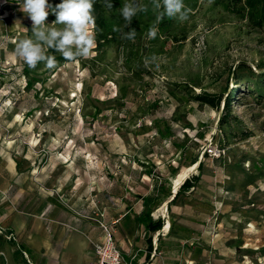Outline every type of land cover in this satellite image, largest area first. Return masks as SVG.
<instances>
[{"label": "rangeland", "instance_id": "374dc122", "mask_svg": "<svg viewBox=\"0 0 264 264\" xmlns=\"http://www.w3.org/2000/svg\"><path fill=\"white\" fill-rule=\"evenodd\" d=\"M22 2L0 0L1 200L35 207L49 196L90 204L87 214L101 219L144 194L153 205L182 176L200 174L210 262L225 228L237 237L226 239L228 261L214 264H264V22L225 0H187L189 20L161 30L151 0H140L148 11L133 20L153 23L155 39L143 29L135 40L96 45L78 63L30 69L14 55L32 38ZM55 19L50 11L45 23ZM202 90L235 91L221 126L222 101H197ZM210 142L224 155L204 154Z\"/></svg>", "mask_w": 264, "mask_h": 264}, {"label": "crops", "instance_id": "0c3cea01", "mask_svg": "<svg viewBox=\"0 0 264 264\" xmlns=\"http://www.w3.org/2000/svg\"><path fill=\"white\" fill-rule=\"evenodd\" d=\"M201 184L199 178L172 204L180 185L153 205L144 194L126 203L120 212L105 211L104 219L113 223L123 264H214L218 257L225 258L226 239L236 238V230L226 238L225 228L218 229L210 262L209 231L201 206L207 196L200 191ZM189 193L193 198L177 201ZM83 207L47 196L35 207L21 208L4 203L0 194V264H96L92 242L101 236L100 219L87 214L90 204ZM148 214L153 221L161 218L162 227L148 229ZM154 240L161 253L151 256Z\"/></svg>", "mask_w": 264, "mask_h": 264}, {"label": "clouds", "instance_id": "9594fccd", "mask_svg": "<svg viewBox=\"0 0 264 264\" xmlns=\"http://www.w3.org/2000/svg\"><path fill=\"white\" fill-rule=\"evenodd\" d=\"M95 2L96 0H62L53 7L48 0H23L22 11L32 21V38L19 40L14 55L30 69H36L41 63L47 69L57 67L58 61L54 55L47 54L48 49L60 53L66 62L78 63L81 58L91 56L96 47ZM104 5L108 9L113 7L111 0H104ZM151 5L158 12V21L165 17L181 23L189 20L191 9L184 4V0H151ZM50 11L56 19L51 24H46ZM120 11L126 23L123 28L114 26L113 31L120 33L121 39L135 40L137 32L130 25L138 13L148 11V5L140 0H127ZM124 28L129 30L125 32ZM157 33L158 28L153 25L148 29L147 36L155 39ZM156 59L155 56L145 58L144 63L147 66Z\"/></svg>", "mask_w": 264, "mask_h": 264}, {"label": "trees", "instance_id": "16d2710c", "mask_svg": "<svg viewBox=\"0 0 264 264\" xmlns=\"http://www.w3.org/2000/svg\"><path fill=\"white\" fill-rule=\"evenodd\" d=\"M187 0H184V3H186ZM62 0H48V3L51 4L53 7L55 5L61 3ZM113 7L111 9H108L104 5V0H96L94 4V15L96 18V27H95V38H96V45L101 47L109 44L112 41L119 40L120 33L114 32L113 27H124L125 21L121 15V8L125 4L124 0H111ZM225 4L229 6L231 9L239 10V9H247L248 14L250 18L253 19L254 23L261 24L264 22V0H225ZM171 19H168L165 17L162 21H158V27L161 30H167L169 23ZM138 21L133 20L130 28L136 29L138 37L141 32L144 30H148L150 27H152L154 24L149 22L144 26L143 28H138ZM129 29L124 28V31L127 32ZM49 53L51 55H54L57 60L60 62H66L63 57L60 55V53L56 52L54 49H48ZM235 91L227 93L226 96L223 97V94L221 92H208L207 90H202L198 93H196L195 99L199 102L207 103L210 106L218 108L220 105V102L223 103V109L224 112L219 118V124L225 122L227 120V117L229 115L231 102L234 99ZM206 154V152H204ZM195 160L193 161V163ZM202 167V162L197 163V168L200 169ZM200 178V174H194L191 176H188L183 180V182L180 184L178 190L176 191L175 195L171 199V204L175 201L177 196L180 193H184L185 191L189 190L191 187H194L198 180ZM163 221L161 218H159L156 221L151 220V215H147L146 219V225L148 229H157L162 227Z\"/></svg>", "mask_w": 264, "mask_h": 264}, {"label": "built area", "instance_id": "2783aa9c", "mask_svg": "<svg viewBox=\"0 0 264 264\" xmlns=\"http://www.w3.org/2000/svg\"><path fill=\"white\" fill-rule=\"evenodd\" d=\"M204 152L211 158H218L224 155L225 149L216 143L210 142L205 145ZM99 221L101 236L97 241L92 242L96 264H123V256L114 242V226L103 218ZM161 252L156 240L152 241L151 256L159 255Z\"/></svg>", "mask_w": 264, "mask_h": 264}, {"label": "bare ground", "instance_id": "6f19581e", "mask_svg": "<svg viewBox=\"0 0 264 264\" xmlns=\"http://www.w3.org/2000/svg\"><path fill=\"white\" fill-rule=\"evenodd\" d=\"M185 178H186V176H182L181 177V179L179 180L180 181V183H182L183 182V180H185ZM179 183V182H178ZM165 208V207H164Z\"/></svg>", "mask_w": 264, "mask_h": 264}]
</instances>
